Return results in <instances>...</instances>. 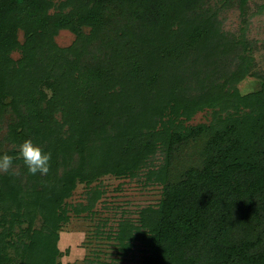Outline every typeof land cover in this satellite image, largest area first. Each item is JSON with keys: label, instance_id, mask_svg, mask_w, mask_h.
Returning a JSON list of instances; mask_svg holds the SVG:
<instances>
[{"label": "trees", "instance_id": "obj_1", "mask_svg": "<svg viewBox=\"0 0 264 264\" xmlns=\"http://www.w3.org/2000/svg\"><path fill=\"white\" fill-rule=\"evenodd\" d=\"M235 3L232 32L221 13ZM246 6L0 0V127L11 145L0 155L18 157L26 139L51 153L47 175L19 158L0 173V264H61L69 210L91 211L100 190L87 204L68 198L107 174L161 184L156 205L119 223L122 254L142 251L132 264H264V68ZM61 29L70 44L57 43ZM246 76L258 86L241 93ZM187 146L199 161L175 176Z\"/></svg>", "mask_w": 264, "mask_h": 264}, {"label": "rangeland", "instance_id": "obj_2", "mask_svg": "<svg viewBox=\"0 0 264 264\" xmlns=\"http://www.w3.org/2000/svg\"><path fill=\"white\" fill-rule=\"evenodd\" d=\"M215 1V0H214ZM263 0H247V35L257 40L254 51L257 68H264V12L256 14L257 5ZM234 5L222 11L223 26L226 30L237 32L242 24L240 10ZM61 46L68 45L74 35L67 29H61L55 36ZM17 55V53H14ZM258 78L246 76L238 83L241 93L256 89ZM204 112L195 116V121H202ZM6 127H0V150H6L11 145L5 139ZM159 156V155H158ZM199 155L192 147L182 148L172 162V171L176 176L190 164L199 161ZM162 158H155L157 166ZM144 170L143 172H145ZM96 188L100 194L91 207V211L75 212L69 210V218L60 229L59 248L61 264H132L139 261L142 251L134 246L123 255L119 248L116 233L120 221L124 219L136 222L140 208L156 205L161 197V184L147 179L145 174L139 177H121L112 174L102 176L90 186L77 183L68 202L72 205L87 204L88 189Z\"/></svg>", "mask_w": 264, "mask_h": 264}, {"label": "clouds", "instance_id": "obj_3", "mask_svg": "<svg viewBox=\"0 0 264 264\" xmlns=\"http://www.w3.org/2000/svg\"><path fill=\"white\" fill-rule=\"evenodd\" d=\"M22 159L27 167L28 173L36 175H47L50 171L51 153L35 145L30 139H26L19 145V156L15 157L10 154L0 155V173H9L13 170L14 160Z\"/></svg>", "mask_w": 264, "mask_h": 264}]
</instances>
